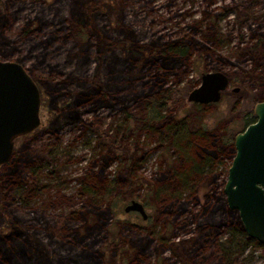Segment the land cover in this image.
Here are the masks:
<instances>
[{
    "label": "trees",
    "instance_id": "obj_1",
    "mask_svg": "<svg viewBox=\"0 0 264 264\" xmlns=\"http://www.w3.org/2000/svg\"><path fill=\"white\" fill-rule=\"evenodd\" d=\"M104 8L107 6L100 0H54L49 3L33 18L23 22L19 32H14L15 36L23 34L26 38L34 28H38V31L44 30L38 35L39 41L28 47L27 55L22 54L24 47H19L20 44L24 45L25 38L19 45L17 39L12 40L10 14L0 9V55L11 59L17 54L15 61L21 63L29 73L30 67L24 65L26 60H32V69L37 61L45 66L46 72L38 75V81L51 101L53 116L48 130L52 135H57L70 126L90 129L89 126L96 122L85 118L83 110L95 113L98 110L118 107L123 111L126 126L121 141L124 147L108 145L101 155V170L117 161L114 179L109 182L96 179L95 182L92 177H79L81 184L89 185L85 194L88 193L96 203L106 204L110 199L105 200V192L111 198L110 194L118 190L120 183L127 182V186L131 187L132 184L147 186L149 199H156V203L152 200L157 207L155 223L161 222L163 226L169 223L175 230L178 226L176 219L180 214L182 195L189 192L192 196L194 193L204 219L201 233L205 234H202L205 241L196 235L179 238L177 241L170 240L178 237L173 232L170 238L161 237L158 245L168 247L181 264H195L199 256L201 260L207 261L206 264H231V259L240 254L248 244L258 242L246 235L237 212L228 209L221 190L223 201L220 210L233 222V234L239 236L241 245L237 247V252L224 245H217L216 252L220 256L215 259L214 252L208 256L205 254L211 248L206 244L210 231L216 225L215 209L212 207L209 191L205 192L202 200L199 199L197 191L201 184L195 178L202 167L206 169L210 166L208 183L215 179V173H212L215 166L221 164L224 156L229 160L234 156L235 135L225 133L223 125L212 129L203 126L202 121L213 104L192 103L184 116L178 118L177 109L183 103L184 96L174 100V90H171L172 85L169 86L167 81L176 68L197 53L211 63L215 60L229 63L227 57L216 54L224 43L232 41L229 35L224 37L218 22L221 17L233 11V7L204 12L200 19L187 23L182 34L166 38L141 37L124 20L113 25L103 23L102 20L108 14ZM240 12L247 16L245 11ZM253 20L256 26L249 25L250 40L243 43L241 38L235 44V51L232 50L231 55L237 60L244 56L245 59H252L249 75L245 77L254 81L259 79V86L264 88V23L258 21L257 16ZM240 60L232 62L231 65L238 66L237 62L240 63ZM213 69L220 68L213 65ZM241 69L244 70L243 67ZM261 89L258 91L262 92ZM261 99L260 96L254 97L253 107ZM131 102L136 104L137 110L132 109L125 114L123 107ZM251 113L252 117L246 118L244 122L245 127L255 121L253 108ZM130 120L135 122V128L131 129ZM108 123L110 130L112 128L115 133L113 135L112 131V135H108L116 138L118 128L112 127V121ZM141 128L164 134V145L177 155L171 164H166L161 176L156 179L136 177L137 166L152 150L145 148L146 144L139 141L137 134ZM158 146L160 145L156 149ZM52 148L50 144L35 146L31 140H27L8 162L0 166V203L3 205L0 210V264H61L64 259L69 258L55 252L54 245L50 243L52 241L62 245L66 242L53 233L55 226L46 227L48 239L45 241L32 233L17 214L8 212V206L15 198L10 191L36 185L38 172L52 168ZM140 151L143 152L141 157ZM94 174L97 178L98 173ZM124 194L127 195V192ZM158 195L160 196L156 198ZM97 206L90 207V210L86 208L87 211L84 212L78 208L70 214L71 218L84 224V230L82 233L80 228H75V237L71 239L73 242L67 241L69 244L77 245L81 242L83 245H91L86 242L90 229L105 225L101 217L106 211L97 209ZM6 212L8 217L4 215ZM152 231L153 228L148 229L145 233L147 237L139 239H131L127 234L120 237L122 245H130L134 252V258L124 252L123 262L127 260V264L139 263L141 245H148V241L153 239ZM218 233L219 231L216 235ZM79 258L73 256L69 260L78 264Z\"/></svg>",
    "mask_w": 264,
    "mask_h": 264
},
{
    "label": "rangeland",
    "instance_id": "obj_2",
    "mask_svg": "<svg viewBox=\"0 0 264 264\" xmlns=\"http://www.w3.org/2000/svg\"><path fill=\"white\" fill-rule=\"evenodd\" d=\"M52 2L54 0H0V9L6 10L12 20V40L17 39L18 45L24 41L23 34L18 37L15 36L14 32H19L23 22L33 18L41 9L46 8ZM100 2L108 8H104L108 14L107 18L102 20L103 23L113 25L119 20H124L130 28L145 38L156 36L166 38L180 35L186 29L187 23L200 19L204 12L233 7V11L221 17L218 22L224 37L229 35L228 37L232 38V41L224 43L216 54L220 53L227 57L229 63H222V60H215L211 63L209 59L200 57V54L197 53L185 64L175 69L174 73L169 76L167 84L172 85L171 90H174L172 94L174 100L182 98L181 95L184 96L183 103L177 109L179 118L183 117L185 111H188L192 106L193 102L187 100V95L191 87L193 89L198 86L201 74L209 71L224 73L229 79V85L222 93V99L209 108L202 124L205 128L211 129L223 125L224 132L229 135H235L245 128L246 118L250 119L252 117L253 98L260 96L263 99L264 88L259 86V79L254 81V79L245 77L249 73L252 59H245L244 56L240 58L241 60L238 59L240 60V63L237 62L238 66L231 65L232 62L238 61L236 57L231 55V52L236 48L235 44L241 38L243 43L250 40V26H256L253 20L254 17L257 16V20L264 23V0H100ZM240 10L245 11L247 16L242 14ZM34 29L25 38L24 45L20 44L19 46L22 49L24 47V50H22L24 55L27 53L28 47L30 48L39 41L38 35L44 32V30L38 31V28ZM16 55L14 54L11 59H6L0 55V60L15 61ZM31 61L26 60L24 65L30 67L31 73L26 72L32 77L41 92L39 112L41 123L30 133L15 139L12 155L27 140H31L32 144L35 146L40 145V147L50 144L53 147V166L51 169H43L38 172L36 185H31L27 189L16 188L10 191V194L15 198L11 200L8 212L17 214L32 233L45 241L48 239L46 237L48 234L46 233L47 228L55 226L53 227L55 229L53 233L58 234L66 242L57 245L51 241V245H54V251L60 253L61 256H69V258L73 256L80 257L78 264H127V260L123 262L124 252L133 257V247L122 245L120 237L127 234L130 235L131 239H139L146 236L145 233L152 228L153 239L148 241V245H141L142 250L138 253V264H181L171 254L168 247L158 244L161 243V237L170 238L173 232L178 237H172L170 240L177 241L179 238L196 235L205 241L206 238L202 237L204 233H201L204 219L200 214L202 211L199 201L197 202L194 198V193L192 196L189 192L182 195L180 214L176 219L178 226L175 230L169 223H165V226L161 222L155 223L157 207L154 202L156 203V199H149L146 192L147 186L132 184L133 187H131L127 186V182L120 183L118 190L110 194L111 198H109V193L105 192V200L110 199L106 204L96 203L92 200L88 193L85 194L89 185L86 183L81 184L79 177L84 179L92 177L95 182L96 179H104L107 182L114 179L113 175L117 161L101 170V155L108 145L124 147L121 141L124 137V126H126L123 111L118 107L98 110L95 113L83 110L85 118L96 122L89 126L90 129L85 130L84 128L70 126L57 135H52L48 130L53 116L50 109L51 101L38 81V75L45 73L46 69L38 61L32 69ZM213 65H217L220 69H213ZM258 89L263 91L259 92ZM123 108L125 114L130 113L132 109L137 110L136 104L132 102L126 104ZM244 113L245 116L243 117ZM109 121H112V127L119 130L116 138L109 136L112 135L113 131L112 128L111 130L109 128ZM129 124L131 129L135 128L133 120H130ZM113 135H115L114 131ZM137 136L140 142L146 144L145 148L149 147L152 150L146 155L145 160H141V164L137 166L136 177L137 179L142 177L150 180L156 179L161 176L166 164H171L177 155L164 145L165 135L160 132H148L141 128ZM113 141L114 143H112ZM157 145L160 146L156 149ZM131 151H133V148H131ZM142 154L143 152L140 151V157L143 156ZM230 162L227 156L222 158L221 164L216 165L214 171H212V173H215V179L210 183L207 179L210 174V166L206 169L202 167L195 178V181L201 184L197 191L199 199L202 200L205 192L209 191L210 201L213 209H215L216 225L210 231L209 241L206 244L210 245L211 248L205 253L208 256L209 253L213 254L214 252V259L220 256L216 252L217 245H224L233 252H237V247L241 245L239 244V236L233 234V222L231 223L220 210L223 201L220 191L223 192L224 181L229 168L227 166ZM94 172L98 173L97 178H95ZM126 192L127 195L124 194ZM222 194L225 198L224 193ZM131 200L139 201L144 205L145 219L136 211H124V207ZM94 205H98L97 209L106 211V214L101 217L105 225L90 229L86 242L91 245H83L81 242L77 245L69 244L67 241L73 242L71 239L75 237V228H80L82 233L84 230V224L71 218L70 214L78 208H81L83 212L87 211L86 208L90 210V207ZM1 209H3V205L0 203ZM4 215L8 217L7 212ZM89 227L91 228V226ZM218 231L219 233L216 235ZM199 233L201 234L199 235ZM259 245L264 244H248L241 253L239 252L240 254L231 259L230 263L264 264V246ZM69 258L64 259L61 264H75ZM206 262L204 259L201 260L199 256L195 264H206Z\"/></svg>",
    "mask_w": 264,
    "mask_h": 264
},
{
    "label": "water",
    "instance_id": "obj_3",
    "mask_svg": "<svg viewBox=\"0 0 264 264\" xmlns=\"http://www.w3.org/2000/svg\"><path fill=\"white\" fill-rule=\"evenodd\" d=\"M229 85L219 71L204 72L187 100L217 103ZM41 92L24 67L0 60V166L9 161L14 140L38 127ZM254 123L234 136L235 153L227 170L223 193L229 210L236 211L244 232L264 244V99L254 105ZM125 212L136 211L146 218L144 205L131 200Z\"/></svg>",
    "mask_w": 264,
    "mask_h": 264
},
{
    "label": "flooded vegetation",
    "instance_id": "obj_4",
    "mask_svg": "<svg viewBox=\"0 0 264 264\" xmlns=\"http://www.w3.org/2000/svg\"><path fill=\"white\" fill-rule=\"evenodd\" d=\"M21 65H22V64H21ZM22 66H23V65H22ZM24 69H25V68H24ZM224 91H225V90H224ZM224 91H223V92H224ZM221 99H222V97H221ZM263 99H264V98H263ZM263 99H261L260 101H262ZM260 101H259V102H260ZM257 103H258V102H257ZM209 104H215V103H209ZM255 104H256V103H255ZM255 104H254V105H255ZM40 108H41V104H40ZM253 108H254V107H253ZM253 113H254V112H253ZM39 118H40V115H39ZM255 120H256V118H255ZM254 122H255V121H254ZM254 122H253V123H254ZM40 123H41V121H40ZM40 123H39V125H40ZM39 125H38V126H39ZM245 128H246V127H245ZM32 131H33V130H32ZM242 131H243V130H242ZM242 131H240V132H242ZM29 133H30V132H29ZM238 133H239V132H238ZM27 134H28V133H27ZM236 134H237V133H236ZM236 134H235V135H236ZM25 135H26V134L19 135L17 138L22 137V136H25ZM17 138H16V139H17ZM14 144H15V140H14ZM232 158H233V157H232ZM230 161H232V159H231ZM230 164H231V162H230ZM230 164H229V166H230ZM1 166H2V165H1Z\"/></svg>",
    "mask_w": 264,
    "mask_h": 264
}]
</instances>
